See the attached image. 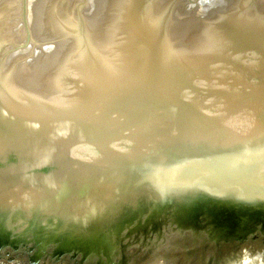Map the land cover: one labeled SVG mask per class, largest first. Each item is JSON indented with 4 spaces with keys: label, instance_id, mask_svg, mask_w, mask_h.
I'll return each mask as SVG.
<instances>
[{
    "label": "water",
    "instance_id": "1",
    "mask_svg": "<svg viewBox=\"0 0 264 264\" xmlns=\"http://www.w3.org/2000/svg\"><path fill=\"white\" fill-rule=\"evenodd\" d=\"M0 264H264V0H0Z\"/></svg>",
    "mask_w": 264,
    "mask_h": 264
}]
</instances>
